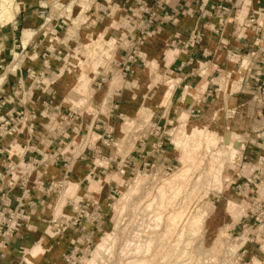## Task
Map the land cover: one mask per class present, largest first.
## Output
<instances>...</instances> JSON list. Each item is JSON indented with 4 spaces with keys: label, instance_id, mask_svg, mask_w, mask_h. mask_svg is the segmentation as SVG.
Returning a JSON list of instances; mask_svg holds the SVG:
<instances>
[{
    "label": "crops",
    "instance_id": "0c3cea01",
    "mask_svg": "<svg viewBox=\"0 0 264 264\" xmlns=\"http://www.w3.org/2000/svg\"><path fill=\"white\" fill-rule=\"evenodd\" d=\"M48 1L15 0L16 4H21L20 9L8 24L0 27V70H3L1 75L4 76L0 86V101H5L0 109V118L13 120L15 112L20 109L35 116V119L29 123L31 125L23 124L17 135L0 139V172L4 171L7 159L13 163L21 161L31 164L37 161L39 165L35 174L41 176V184L43 188H46L50 183L59 181L63 177L66 171L64 162L68 161L70 163L69 186L71 184L72 188H75L78 196L89 197L88 200L100 202L103 222L93 230L91 236L93 243L98 230L107 223L105 205L111 188L117 190L123 188L121 185L110 186L105 180L108 175L115 173L124 182L130 175L129 169L121 174L119 168L121 163H117V157H114L115 163L108 166L96 164V161L103 162V160L111 159L105 158L109 148H104L102 145L100 147L98 142L110 126L100 119L89 120L87 117L83 119L78 115L83 110L78 111L70 103L71 97L78 95L66 87V82L63 81L74 76H68L62 71L59 58L51 56L45 59L42 55L48 48L62 52L68 51L73 44H78L76 40L79 39L89 42L91 38H98L99 35L104 39L119 38V41H116L117 47L110 51L108 61L110 66L103 68V72H100V76L106 80L109 75L112 76V71L118 69L120 59L127 49L128 38L133 34L136 35L133 28L143 17L142 4L146 3L156 14V21L150 27L152 33L149 37V41L153 44L151 49L154 50L139 51V64L134 66L132 79L134 80L139 75L138 71L144 67L146 60L155 64L156 77L160 79V76L165 74L170 79L169 81L175 84L170 89L169 103L164 109L166 115L169 117L171 114L172 117L169 118L175 122L183 114L187 115L189 111L195 109L202 112L203 116L201 115L200 118L206 117L209 112H214L223 115L233 113L234 117L239 118L240 121L244 120L246 146L242 154L246 167L239 166L229 173L232 181L229 183L228 190L237 189L243 179L249 183L251 189L246 193L252 195L253 192H258V185L264 183V105H256L253 102V97L258 99L256 97L258 84L252 80L253 70L257 66L253 64L250 71L245 70L240 74L236 70L240 69L239 64L230 62L228 56L236 54L241 57L245 55L247 58L252 53L258 56V50L262 49L263 44L258 46L256 43H262L263 30L259 35V40L258 35L248 30L241 31L238 36H235L233 31L235 26L246 20L250 13L255 12L258 21L264 19L262 0H240V2L236 0H166V5L162 8L156 7L153 4L154 0H86L87 10L82 11L76 8L74 11L75 20L70 26V35L67 29L63 35L60 34V29H58L60 18L55 16L56 12H52L50 7L42 5L43 2ZM223 3L235 5L223 29L218 27L215 19L198 18L200 8ZM42 16L50 19L49 28L52 29L50 33L53 35L50 40L42 34L46 25ZM167 17L174 22L164 21ZM81 18H84L83 22ZM109 20H111L110 23ZM192 30L199 32L201 41L193 49L185 51L181 44L188 40ZM70 36L73 37L70 38ZM175 36L178 39L176 42L181 43L171 46L170 42ZM162 45L165 46L164 50L160 51L162 56L159 52V57L156 47L160 48ZM15 54L19 58L14 67ZM140 63L143 65L141 66ZM27 71L44 72L45 78L42 85L35 87L27 78ZM226 73L232 74V82L229 86L222 87L220 80L222 76L225 77ZM95 79L98 80L97 77ZM95 79H92L90 84L92 88L95 85ZM263 81L264 76L260 79V82ZM115 82L116 80H112L108 87L104 84L102 93H99L100 96L98 95L97 98L99 102L94 105L93 99L92 107L88 106L84 111L94 110V106L96 110L92 112L103 117L104 112L111 109L113 102L117 101L116 94L123 86L120 84L117 87ZM212 92L216 94V99L212 96ZM194 94L200 97L196 99ZM223 98L226 102L228 101L226 103L228 105L222 103ZM46 104L47 107H45ZM116 107L118 104L113 107L117 109L118 114L121 109ZM69 110L72 114H76L78 119L72 120L71 115L66 117ZM45 115L50 121L43 118ZM105 116L104 118L109 119V114ZM115 117L117 118V115ZM52 123L56 124L54 130L51 129ZM111 124L114 125V123ZM72 126H76L77 130L72 131ZM90 133L97 136L96 141L92 142V137H88ZM76 137H80V140L73 142ZM148 156L145 159L150 160ZM50 158L51 161H49ZM260 159L263 162L261 167L256 166V162H260ZM99 180L103 182L99 184ZM2 185L4 183L0 184V189ZM92 186L94 189H91ZM19 194L20 192L15 190L10 198ZM78 196L75 197L76 200ZM31 199L36 203V207L29 213V221L24 223L14 235L7 248L0 249V264H66L62 257L68 254L73 246L82 249V238L71 230L56 236L52 235V231L47 230L52 217V212L48 208L57 207L58 196H46L34 192ZM246 199H248L247 196ZM260 204L264 205V201ZM59 210L64 215H71L68 207L61 205ZM249 222L247 216L244 219L240 218L230 229L231 235L235 231L245 232L244 229ZM247 235L251 236V243L246 244L248 250L245 257L246 262L254 264V261H259L260 264H264V234L260 235V238L257 233ZM38 245L42 249L41 253L32 254Z\"/></svg>",
    "mask_w": 264,
    "mask_h": 264
},
{
    "label": "rangeland",
    "instance_id": "374dc122",
    "mask_svg": "<svg viewBox=\"0 0 264 264\" xmlns=\"http://www.w3.org/2000/svg\"><path fill=\"white\" fill-rule=\"evenodd\" d=\"M86 2V0H49L46 3L43 2L42 5L44 7L47 5L52 12H56L55 16L60 18L59 22L64 21L65 25L59 30L60 34L63 35L67 29L70 35V26L75 20L74 11L76 8L82 11L87 10ZM15 4L14 0L13 5L16 6ZM5 6L0 0V17ZM12 18V16H9L7 20L1 18L0 27L8 24ZM83 20L84 18H81L82 22ZM262 20L259 23L262 25L263 41L262 43L257 42L258 46L264 44V19ZM44 21L46 25L42 34L50 40L53 36L50 33L52 29L49 28L50 19L44 18ZM151 33V29L145 33L139 51L154 50L151 49L153 44L149 41ZM259 38L258 35V40ZM76 41L78 44H73L71 49L65 52L46 49L43 52L45 59L51 56L59 58L62 71L68 76L75 77L63 81L66 82V87L78 95L71 97L70 102L78 111L83 110L78 115L83 119L86 117L89 120L100 119L110 126L106 131L112 132L113 142L105 158L111 159L103 160V162L96 161V164L108 166L115 163L114 157H117V163H121L120 173L124 174L125 170L129 169L130 175L124 182L115 173L107 176L105 181L108 185H121L123 188L117 190L119 191L118 196L106 202L107 223L98 230L91 253L77 260L75 264H142L137 263L141 260L145 261L143 264H171L169 263L170 256L165 255L163 249L171 235L179 237L175 245L180 244L182 240L185 247L191 250L190 253L184 254L183 252L180 256L186 260L187 264H220L222 261L219 256L224 240L238 237L241 231L243 232V230L240 233L235 231L231 235L230 229L240 218L244 219L247 216L249 219L250 211L255 216L249 219L250 222L244 229L245 234L242 240H245L249 233H257L260 238V235L264 233V226L258 223L254 225V218L260 219L261 217L259 216L262 210L260 202L264 201V183H260L258 192H253L252 195L239 191V189L228 190L229 183L232 181L229 173L239 166L246 167L242 154L246 146L244 120L240 121L239 118L234 117L233 113L223 115L214 112H209L206 117L200 118L202 112L195 109L193 112L189 111L187 115L183 114L175 122L169 118L172 117L171 114L168 117L164 112L165 105L169 103L170 89L175 84L170 82L165 74L158 79L155 64L146 60L144 67L140 69L142 72L138 71L139 75L134 80L133 77L122 79L119 76V67L111 72L112 76L109 75V78L104 80L100 72H103V68L110 66L108 65L110 51L117 47L116 41H119V38L104 39L99 35L98 38H91L89 42L80 39ZM162 46L160 47L162 50L156 47L159 57V52L164 50L165 45ZM250 58L251 54L247 58L245 55L241 57L243 61L240 69H236L240 74L247 70V64H252L249 62ZM15 64L14 62L13 65ZM195 68L198 67L195 66ZM2 72L3 70H0V75ZM224 76L221 77L220 84L222 87H227L232 82V74L226 73ZM96 77L98 80L95 79ZM92 79H95L93 88L90 85ZM101 79L104 82L99 85ZM112 80H116L117 87L120 84L123 86L116 94L117 97L114 95L117 101L113 102L111 109L104 112L105 115L109 114V119L104 118L105 115L100 117L98 113H93L92 111L96 110L94 106V110L84 111L86 107H92L93 99L94 105L99 102L97 98L102 93L104 84L108 87ZM2 82L0 79V86ZM196 96L194 94L196 99L200 97V95ZM212 96L214 99L217 98L213 92ZM253 102L256 105H263L259 98L253 97ZM222 103L226 104L228 101L226 102L223 98ZM117 104L116 108L121 109L118 110V114L117 109L113 108ZM69 115H72L70 110L66 117ZM111 123L114 125L112 126ZM51 127L53 129L56 124L52 123ZM88 137H92V142L97 139V136L92 133ZM79 138L76 137L73 142L79 141ZM104 139L105 135L98 141L100 147ZM158 144H161L158 153H152ZM146 156L150 157V160L145 159ZM126 162L134 163V166H128ZM145 163L148 164L147 167L142 166ZM256 164V166H262L258 161ZM68 180L67 177L65 187L58 195L57 207L48 208L52 212L51 219L60 214L64 215L59 207L61 205L66 207L68 198L75 199L78 196L75 188L69 189ZM99 181V184L103 182ZM243 183L245 181L242 179L239 185ZM79 197L78 201L90 199ZM229 202L234 205L232 209H228ZM253 202L254 205H252ZM191 203L194 208L185 225L181 227L179 220ZM177 205H182L184 210L180 216L177 215L176 219L171 217V222L174 220L176 222L169 225L167 217L169 213H172L173 208L171 207ZM105 237L106 243L102 258L91 263L97 244ZM230 248L235 250L236 247ZM242 264H253V262L245 260ZM254 264L260 263L254 261Z\"/></svg>",
    "mask_w": 264,
    "mask_h": 264
},
{
    "label": "built area",
    "instance_id": "2783aa9c",
    "mask_svg": "<svg viewBox=\"0 0 264 264\" xmlns=\"http://www.w3.org/2000/svg\"><path fill=\"white\" fill-rule=\"evenodd\" d=\"M239 1L240 0H236ZM264 2V0H262ZM153 4L162 8L166 5V0H154ZM235 6V5H234ZM234 6L229 3L225 4H210L205 8H200L198 11L199 19H215L217 25L220 29H223L229 21V18L234 10ZM142 14L143 17L138 20L136 26H134L133 30L136 35L128 38L127 49L125 50L124 55L120 59L118 64L119 67V76L122 79L129 78L134 73V66L139 61V48L142 43V39L144 38L145 33L150 29L152 24L156 21V14L152 9L146 4H142ZM43 14V13H41ZM174 22V20L170 18H165L164 21ZM65 25L64 21H60L58 24V29H62ZM250 31L254 35H260L262 31V25L258 21V17L256 13H250L246 20L242 21L239 25H236L233 31L235 36H238L241 31ZM217 34V31H215ZM177 37L175 36L173 40H171L170 45L174 44L179 45L181 42L177 41ZM178 40V39H177ZM201 41V36L199 32L196 30H192L189 34L188 40L184 42L182 45V49L185 51H189L193 49L197 44ZM258 56L255 53H252L250 61L251 65H246L248 71L251 70V66L256 64L257 68L253 70V82L258 84L257 88V96L262 101L264 105V81L260 82V79L264 76V44L262 49L258 50ZM60 55V53H58ZM42 58H45V54L42 55ZM230 62L239 63V67L243 60H241V56L236 54H230L228 56ZM27 78L31 80V82L38 87L42 85L43 80L45 78L44 72L33 73L31 71H27ZM104 82L101 79L99 85ZM5 101H0V109L4 106ZM48 105L46 104L45 107ZM192 110L191 112H193ZM198 112V111H197ZM70 116V115H69ZM50 121L48 117H43ZM72 120L78 119V116L75 114L71 115ZM35 119L34 114L27 112L24 109L17 110L14 115L13 120H7L4 118H0V139L5 136L17 135L19 133L20 128L25 123H31ZM31 125V124H29ZM66 125V124H65ZM54 130V128L52 129ZM72 131L77 130L76 126H72ZM111 131H104L105 139L102 140L101 145L104 148H110L112 146L113 138H111ZM161 144H158L156 149H153L152 153H158V149ZM51 161V158L49 159ZM259 163H263L260 162ZM128 166H134V163L130 164L126 162ZM39 163L37 161L33 163L29 162H21L13 163L11 160L7 159L6 165L4 166V171L0 172V184L4 183L0 189V249L5 250L9 242L13 239L14 235L19 231V229L29 221V213L33 211L36 207V203L32 201L31 196L34 192L42 193L43 195H60L62 190L65 187V181L68 177L69 166L70 163L68 161L64 162V166L66 171L63 177L56 182L50 183L46 188H43L40 178L41 176H37L35 173L37 166ZM143 167H147L148 164L145 163L142 165ZM33 178V179H32ZM32 179V180H31ZM249 183L245 182L242 185L238 186L237 189L239 191H243L244 193L249 191ZM15 190L20 192L19 195H14L10 198L11 193ZM119 195V191L116 188H111L108 198L113 199L114 197ZM252 201V200H250ZM14 205L13 207L11 205ZM182 204V203H179ZM254 205V202L252 203ZM66 207H68L71 211V215H62L60 214L58 217L51 219L47 225V230L52 231V235L56 236L60 233L71 230L73 233L79 234L82 238V249H78L77 246H73L71 251L62 257L63 261L66 264H75L77 260L82 259L83 257L88 256L91 253V249L93 247V243L91 242V236L93 234V230L103 222V215L101 212V206L98 201L93 200H76L73 198H68L66 201ZM261 214L258 217L254 218L255 223L262 224L264 226V205L261 206ZM172 213H169L168 217L176 213L180 216V213L184 210L182 205L172 206ZM194 205L192 203L186 208V211L183 216H181L179 220V225L183 227L189 218ZM174 211V212H173ZM250 213V218L252 219L255 215L252 211ZM177 216V217H178ZM166 218V219H167ZM176 220L173 222V224ZM92 230H89V229ZM170 229V228H169ZM257 230V228H256ZM264 234V233H262ZM244 236V232H241V235L235 238H228L224 240L223 248L220 251V264H242L245 261V257L247 255L246 244L251 243V236L247 235L245 240H242ZM185 237H183L184 239ZM173 239V241H172ZM179 240L178 235L170 236L169 242H166L167 245L163 248L164 254L170 256L169 263L171 264H187L186 260L183 259L181 254H188L191 252L185 245L182 240L181 243L175 245V241ZM165 243V244H166ZM230 247H236L235 250ZM167 248V251H166ZM157 253V251H156ZM178 257H180L178 259Z\"/></svg>",
    "mask_w": 264,
    "mask_h": 264
},
{
    "label": "bare ground",
    "instance_id": "6f19581e",
    "mask_svg": "<svg viewBox=\"0 0 264 264\" xmlns=\"http://www.w3.org/2000/svg\"><path fill=\"white\" fill-rule=\"evenodd\" d=\"M3 3H4V5H6L5 6V8L4 9H2V11H3V13L1 14V17H0V19L1 18H3V19H5V20H7L8 19V17L9 16H14L17 12H18V10L20 9V7H21V5H18V4H15L16 6H14L13 5V1L14 0H1ZM4 7V6H3ZM17 55H15V58H14V62L16 63L17 62ZM14 66V65H13ZM15 67V66H14ZM4 78V76H2L1 77V80ZM96 186V185H95ZM69 187H73L71 184H70V186ZM71 188H69V189H71ZM91 188V187H90ZM91 189H94V187L92 186V188ZM234 207V205H233V203H231V202H229L228 203V209H232ZM173 215L174 216H172V215H170L169 216V218L167 219L168 221V224L170 225L171 223H173L174 221H172L171 222V217H175V219L177 218V215L178 214H176V213H173ZM107 238L109 237V236H106ZM106 237H105V239H103L101 242H99L98 244H97V246H96V248H95V250H94V253H93V260L91 261V263H95L98 259L100 260V258H102V256H103V251L105 250V243H106ZM108 240V239H107ZM41 247H40V245H38L37 247H36V249L35 250H33L32 251V254H34V253H41ZM31 252V251H30ZM103 253V254H102ZM92 257V256H91ZM92 259V258H91ZM137 260V259H136ZM145 262V261H144ZM143 262V260H141V261H137V263H144ZM132 263V262H131ZM128 264V263H127ZM133 264H135V263H133Z\"/></svg>",
    "mask_w": 264,
    "mask_h": 264
}]
</instances>
